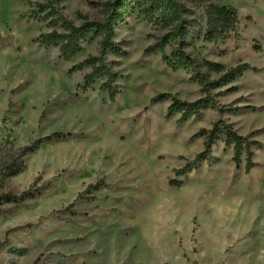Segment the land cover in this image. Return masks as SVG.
<instances>
[{"label":"rangeland","instance_id":"obj_1","mask_svg":"<svg viewBox=\"0 0 264 264\" xmlns=\"http://www.w3.org/2000/svg\"><path fill=\"white\" fill-rule=\"evenodd\" d=\"M45 1L0 0V264H264V0H214L239 16L232 36L216 42L204 40L205 16L187 2L186 20L203 28L185 39L187 51L208 81L239 63L255 69L211 89L224 111L186 121L167 115L172 97L205 93L193 70L148 51L165 28L135 13L115 27L124 54H106L120 72L112 101L102 79L85 90L87 69L70 71L98 52V40L71 60L39 42L57 28L39 20ZM51 1L80 24L100 20L107 0ZM162 93L169 97L152 101ZM220 119L260 142L252 169L218 140L210 163L177 174L204 149L197 133ZM53 132L63 135L21 155Z\"/></svg>","mask_w":264,"mask_h":264},{"label":"trees","instance_id":"obj_2","mask_svg":"<svg viewBox=\"0 0 264 264\" xmlns=\"http://www.w3.org/2000/svg\"><path fill=\"white\" fill-rule=\"evenodd\" d=\"M188 1L195 8L202 10L205 16L204 40L224 41L236 31L239 19L236 8L214 0H107L102 4L104 15L100 20H91L84 17L80 24H76L66 17L53 1L46 0L36 4L39 20L49 21L51 25L57 28L41 34L39 42L46 47H58L60 56L64 60H71L82 51L85 42L98 40V52L73 65L70 71L87 69L84 75L85 83L83 84L85 90L92 88L97 80L102 79L101 89L107 91L109 98L113 101L120 93V89L116 84L120 72L114 69L113 62L106 57V54L108 52L117 56L124 54L122 42L114 39L115 27L120 23H124L128 16L135 13L137 18L166 29L160 41L154 46H150L148 51L160 52L164 61L174 70H193L202 85V91L205 93L194 101L172 97L167 115L180 113V119L186 121L192 116L199 115L201 110L205 108L224 111L225 108L220 106L215 96L211 94V89L221 84L234 82L246 70L255 69V67L247 62L239 63L224 71L217 80L208 81L198 71L197 61L187 51L185 39L193 42L194 31L199 33L201 29L203 30L200 22L197 23V28L194 26L191 28V24L186 20L185 14L191 11L187 5ZM170 44H174V46H172L170 55H167L165 48ZM202 63L210 70L218 72L224 70L222 63L210 60H204ZM167 97H169V94L162 93L155 96L152 101H162ZM226 109L235 112L240 108L236 106ZM197 134L205 137L204 149L182 168L178 169L177 174H186L197 168L203 161L210 163L212 160V146L218 140L222 141L225 146L232 147L234 162L240 164L244 161L247 172L255 165L253 160L254 148L258 147L260 142L238 133L230 123L220 119L215 121L210 129L202 128ZM62 135L61 132H53L44 138H38L21 148L20 153L24 155L44 142ZM16 164L18 167L15 169L13 165L8 164L5 175L16 173L21 167L19 162ZM7 196H12V194H7Z\"/></svg>","mask_w":264,"mask_h":264}]
</instances>
